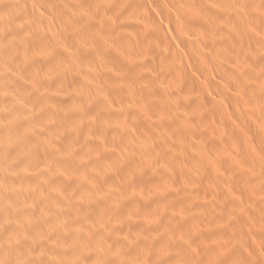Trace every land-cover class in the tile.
<instances>
[{"label": "rangeland", "instance_id": "1", "mask_svg": "<svg viewBox=\"0 0 264 264\" xmlns=\"http://www.w3.org/2000/svg\"><path fill=\"white\" fill-rule=\"evenodd\" d=\"M263 33L264 0H0V264L264 263Z\"/></svg>", "mask_w": 264, "mask_h": 264}, {"label": "bare ground", "instance_id": "2", "mask_svg": "<svg viewBox=\"0 0 264 264\" xmlns=\"http://www.w3.org/2000/svg\"><path fill=\"white\" fill-rule=\"evenodd\" d=\"M88 3H90L89 1H88ZM67 6H69V5H67ZM95 10V9H94ZM255 11V10H254ZM71 12H73V11H71ZM70 12V13H71ZM75 12V11H74ZM184 13V12H183ZM259 16V15H258ZM257 17V16H256ZM238 18V17H237ZM240 18V17H239ZM241 18H243V17H241ZM258 18H260V17H258ZM233 19V18H232ZM84 20V19H83ZM232 21V20H231ZM229 22V23H231V24H228V26L230 25V26H232V23H233V21L232 22ZM235 21V20H234ZM240 22H241V20H239ZM247 22H245L244 24H246ZM249 23V22H248ZM240 23H238L237 25H239ZM243 24V25H244ZM235 25H236V22H235ZM234 24H233V26H234V29L233 30H238L239 28H238V26H235ZM248 25V24H247ZM232 26V27H233ZM245 27H246V25H245ZM244 27V28H245ZM241 28H243L242 26H241ZM240 28V29H241ZM243 28V29H244ZM255 28V27H254ZM255 30V29H254ZM262 30V29H261ZM218 31H220V30H218ZM207 32V31H206ZM232 32V31H231ZM260 32V31H259ZM236 33L238 34V36H244L245 38L248 36V38H250V41L252 40V37H256L257 38V36H255L256 34H255V32L250 28V29H248L247 28V30H240L239 32H237L236 31ZM204 34V33H203ZM227 34H228V32H227ZM230 34V33H229ZM235 34V33H234ZM233 34V36H236V35H234ZM264 34V33H263ZM218 36V35H217ZM231 34H230V37H233ZM250 36V37H249ZM264 37V36H263ZM201 38H202V36H201ZM259 39H260V37H258ZM243 39V38H242ZM254 39V38H253ZM232 40V39H231ZM234 40V39H233ZM255 40V39H254ZM107 41V40H106ZM247 41H248V39H247ZM261 41V40H260ZM103 43V42H102ZM108 43H110V42H108ZM106 44V43H105ZM194 44V43H193ZM87 45V44H86ZM195 45V44H194ZM216 47H213V49H215ZM212 49V50H213ZM197 51V50H196ZM214 51V50H213ZM212 54V53H211ZM213 57V56H212ZM243 57V56H242ZM245 57V56H244ZM250 58H251V56H250ZM249 58V56H247V57H245V60H244V62H243V64H242V66L246 69V73L242 70V71H240L241 72V74L244 72V74H242L243 75V82L247 85V87H248V89H249V93L252 95V96H250V97H253L254 98V102H258V101H261V102H263L262 100H264V89H262L261 88V86H262V84L264 83V79L263 80H261V81H257L258 79H256L257 78V76L259 77V74L260 73H264V62L263 63H261L260 65V67H256L255 68V70H252V68L253 67H251V65H250V63H248L247 61L250 59ZM15 59H18L17 57L15 58ZM23 59V58H22ZM246 59H247V61H246ZM19 60V59H18ZM21 60V59H20ZM20 60H19V63H20ZM238 60V59H237ZM250 60H252V59H250ZM249 60V61H250ZM257 60H258V57H257ZM261 60V59H260ZM16 61V60H15ZM238 62V61H237ZM261 61H259L258 63H260ZM16 63V62H15ZM237 64V63H236ZM16 65H18V64H16ZM16 65H13V66H16ZM19 65H21V64H19ZM18 65V66H19ZM17 66V67H18ZM238 67H241V66H239L238 64L236 65V66H234L233 67V69H231V73L233 74V72L235 73H237V71H239V69H238ZM27 68V67H26ZM29 68V67H28ZM16 69V68H15ZM20 69V68H19ZM219 69H221V68H219ZM223 69V68H222ZM248 69H249V71H248ZM13 70V69H12ZM227 70V69H226ZM29 71V70H28ZM31 71V70H30ZM227 72H228V70H227ZM5 74L6 73H4V75H2V74H0V79H2V77H1V75L3 76V77H6L5 76ZM34 74V73H33ZM31 76H33V75H31ZM262 76H263V74H262ZM4 79H2V81H3ZM17 81H19V80H17ZM5 82V81H4ZM243 82H241V83H243ZM258 82V83H257ZM9 83V82H8ZM9 85V84H8ZM245 85V86H246ZM10 86V85H9ZM242 86V85H241ZM243 87V86H242ZM1 89V88H0ZM6 90H8L7 88H6ZM149 91V90H148ZM240 92V91H239ZM246 97H247V95H246ZM249 98V97H248ZM253 100V99H252ZM244 101V100H243ZM3 102H4V100H3ZM13 102V101H12ZM240 102H242V101H240ZM5 103H6V101H5ZM8 103V102H7ZM243 103H245V102H243ZM242 103V104H243ZM3 104V103H2ZM241 104V105H242ZM5 106H7L8 107V104L6 105V104H4ZM4 105H2V106H4ZM243 106V105H242ZM244 107H246V106H244ZM9 108V107H8ZM4 109H5V107H4ZM263 110V109H262ZM264 113V112H263ZM0 114H2V113H0ZM262 114V113H261ZM152 128V127H151ZM185 128H186V126H185ZM116 130V129H115ZM119 130V129H118ZM155 130H157V129H155ZM184 131V130H183ZM104 133H105V131H103ZM155 132V131H154ZM159 133V132H158ZM183 133H185V132H183ZM38 134V133H37ZM41 134V133H40ZM39 134V135H40ZM149 134H155V133H152V132H150ZM151 135V136H152ZM38 136V135H37ZM155 135H153V137H154ZM183 136H184V134H183ZM183 136H181L180 137V140H183L182 138H184ZM156 137V136H155ZM154 137V138H155ZM187 137V136H186ZM149 138V137H148ZM151 138V137H150ZM156 138H158V137H156ZM151 140H153V138L151 139ZM153 143V142H152ZM159 145V144H158ZM164 145V144H163ZM171 145V144H170ZM173 148V147H172ZM174 150V149H173ZM60 161H62V160H60ZM172 166V165H171ZM252 178V177H251ZM242 179V178H241ZM246 180V179H245ZM252 180V179H251ZM254 181V180H253ZM244 182V181H243ZM247 182V181H246ZM249 182H250V180H249ZM256 183V182H255ZM250 184H252V182L250 183ZM248 184L246 183L244 186H243V188L245 189V193L246 194H248V197L251 195V192H250V190H249V186H247ZM261 186V185H260ZM263 187V186H262ZM262 189V188H261ZM253 192V191H252ZM191 193H193V191L191 192ZM189 194V195H193V194ZM195 193V192H194ZM145 194H147V193H145ZM186 194V193H185ZM188 195V196H189ZM261 195V194H260ZM262 195H263V193H262ZM147 196V195H146ZM187 196V197H188ZM246 196V195H245ZM256 198V197H255ZM196 202H198V201H196ZM248 203V202H247ZM258 203H260V201L258 202ZM195 205V204H194ZM200 205V204H199ZM196 206H197V204H196ZM203 207H204V205H203ZM261 207V206H260ZM205 208V207H204ZM200 209V208H199ZM206 210V209H205ZM210 210V209H209ZM208 210V211H209ZM259 210V209H258ZM253 212H254V210H253ZM255 213V212H254ZM199 215H201V214H199ZM264 215V214H263ZM193 217H197V216H193ZM201 217H202V215H201ZM260 217V216H259ZM218 218V217H217ZM198 219V218H197ZM220 219H222V218H220ZM260 220V219H259ZM189 221V220H188ZM200 221V220H199ZM221 221V220H220ZM223 221V220H222ZM251 222H253V221H251ZM197 223H199V222H197ZM215 223H217V222H215ZM219 223V222H218ZM221 223V222H220ZM259 223V222H258ZM203 224H204V222H203ZM246 224V223H245ZM188 225H190V224H188ZM244 225V224H243ZM247 226H248V224H246ZM191 226V225H190ZM208 226V225H207ZM245 227V226H244ZM250 227V226H249ZM257 227H259L258 225H257ZM251 228V227H250ZM260 228V227H259ZM220 229V228H219ZM244 229V228H243ZM245 230V229H244ZM192 231H195V230H192ZM249 231H251V230H249ZM206 232V231H205ZM207 232H209V231H207ZM210 233V232H209ZM212 233V232H211ZM213 234H215L216 235V233L214 232ZM212 234V235H213ZM219 234H220V231H219ZM205 240V239H204ZM121 241V240H120ZM208 241V240H207ZM199 242V241H198ZM117 244L119 243L118 241L116 242ZM120 243H122V242H120ZM209 243V242H208ZM198 244V243H197ZM119 245V244H118ZM117 245V246H118ZM120 245H122V244H120ZM198 245H200V244H198ZM209 246V245H208ZM123 247V246H122ZM118 248V247H117ZM130 248V247H129ZM209 248H210V246H209ZM119 250H121V247L120 248H118ZM118 249H116V250H118ZM205 249V248H204ZM123 250H125V249H123ZM207 250V249H206ZM58 254V253H57ZM63 255V257H66V256H64V254H62ZM123 255V254H122ZM195 255V254H194ZM104 256V255H103ZM104 258V257H103ZM106 258V257H105ZM64 259V258H63ZM66 259V258H65ZM65 259L63 260V261H65ZM194 259H197V258H194ZM103 261V260H102ZM101 262V261H100ZM66 263V262H65ZM64 263V264H65ZM96 263H98V262H96ZM102 264H109L106 260H104L103 261V263ZM261 264H264V263H261Z\"/></svg>", "mask_w": 264, "mask_h": 264}]
</instances>
